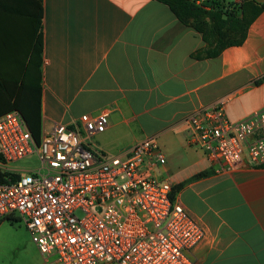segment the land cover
<instances>
[{"label": "crops", "instance_id": "0c3cea01", "mask_svg": "<svg viewBox=\"0 0 264 264\" xmlns=\"http://www.w3.org/2000/svg\"><path fill=\"white\" fill-rule=\"evenodd\" d=\"M27 4L0 0V115L32 100L38 140L66 124L103 157L155 136L167 162L153 174L180 185L175 198L206 231L194 264H264V164L222 168L188 141L187 121L225 96L231 120L264 108V7L243 43L209 56L163 0H42L37 16ZM102 111L107 129L87 136L80 117Z\"/></svg>", "mask_w": 264, "mask_h": 264}, {"label": "built area", "instance_id": "2783aa9c", "mask_svg": "<svg viewBox=\"0 0 264 264\" xmlns=\"http://www.w3.org/2000/svg\"><path fill=\"white\" fill-rule=\"evenodd\" d=\"M229 96L187 117L190 143L229 170L264 164V108L240 120L227 116ZM87 136L104 132L109 112L83 114ZM36 154L40 166L19 170L10 163ZM167 162L155 136L126 156L103 157L80 132L56 123L40 140L23 114L0 115V220L18 214L45 264H194L190 252L204 227L172 197V184L153 174Z\"/></svg>", "mask_w": 264, "mask_h": 264}, {"label": "trees", "instance_id": "16d2710c", "mask_svg": "<svg viewBox=\"0 0 264 264\" xmlns=\"http://www.w3.org/2000/svg\"><path fill=\"white\" fill-rule=\"evenodd\" d=\"M176 15L184 22L191 23L196 29L203 32L209 48L207 55L219 54L224 48L231 45H239L244 42L250 24L260 14L264 3L256 0H207L197 4L195 0H163ZM28 7H33V15H41L42 0H28ZM209 7V8H208ZM38 8L40 11L35 10ZM37 51L41 50V34H37ZM37 48V47H36ZM38 104L32 100L24 106L21 112L27 119L29 126L38 140L40 130V119ZM19 106V105H17ZM17 177L6 171L0 170V182L7 181V178ZM180 185L172 186V197L174 198ZM14 215L8 216V218ZM4 219V218H3ZM2 220V219H1Z\"/></svg>", "mask_w": 264, "mask_h": 264}, {"label": "rangeland", "instance_id": "374dc122", "mask_svg": "<svg viewBox=\"0 0 264 264\" xmlns=\"http://www.w3.org/2000/svg\"><path fill=\"white\" fill-rule=\"evenodd\" d=\"M232 1L239 2V0ZM39 166L40 161L36 154L10 163V167L19 170H33ZM185 173L186 171H180L178 176L181 177ZM0 264H45L24 221L18 214L0 220Z\"/></svg>", "mask_w": 264, "mask_h": 264}, {"label": "water", "instance_id": "95a60500", "mask_svg": "<svg viewBox=\"0 0 264 264\" xmlns=\"http://www.w3.org/2000/svg\"><path fill=\"white\" fill-rule=\"evenodd\" d=\"M259 3H264V0H256Z\"/></svg>", "mask_w": 264, "mask_h": 264}]
</instances>
